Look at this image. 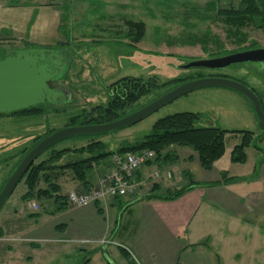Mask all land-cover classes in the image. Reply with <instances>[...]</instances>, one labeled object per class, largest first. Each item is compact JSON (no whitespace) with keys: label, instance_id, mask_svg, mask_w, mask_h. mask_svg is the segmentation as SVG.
<instances>
[{"label":"rangeland","instance_id":"rangeland-1","mask_svg":"<svg viewBox=\"0 0 264 264\" xmlns=\"http://www.w3.org/2000/svg\"><path fill=\"white\" fill-rule=\"evenodd\" d=\"M240 1L39 0L37 4L40 6L54 4L61 8L58 37L49 49L63 50L71 59L67 77L64 76L58 86L68 91L72 100L67 105L46 107L43 109L44 114L38 117H0V188L21 159L22 152L31 148L36 138L65 128L68 120L83 110L89 112L94 107L106 106L110 99L109 86L123 78H140L143 81L154 78L158 85L173 80H178L181 84L202 78H224L253 89L264 107V70L250 65H233L216 71L184 69L191 62L264 49V25L261 28L249 26L235 35V31L232 30L233 34L228 32L217 17L219 10L237 9ZM129 21L145 25L144 37L137 45L127 35L125 23ZM21 41L16 37L0 41V58L5 57L8 49L18 47L16 44ZM166 91L167 89L154 91L141 98L125 113L139 110ZM179 113L200 114L204 124L224 131L251 132L254 135L251 148H264L259 142L260 136H264L248 101L231 90L207 88L188 93L138 124L116 133L59 143L54 150L69 149L71 156L65 157L58 164L63 166L79 160L80 156L74 151L91 142H101L109 151H114L123 144L142 140L150 133L157 120ZM239 141L240 136L227 134L226 155L215 163V170L210 175L202 173V177L210 179L229 168L230 152ZM252 150L254 149H250L248 154L250 165L235 167L237 175H242L254 166L255 152ZM171 151L178 156L176 164H188L192 158H196L188 149L172 148ZM49 157L50 152L44 153L34 165ZM187 161L189 162L186 163ZM156 171L161 174L160 170ZM38 188H44L43 183ZM63 188L65 191V187ZM146 193V188L143 187L142 194ZM25 194L26 188L22 182L0 210V230L3 232V240H0V264H82L85 259L90 258V264H128L120 255L119 249L124 248L114 246L107 239L106 244L97 245L99 248H110L107 256L101 249L87 251L97 247L95 244L80 245L66 241L61 235H48L49 238L41 243L30 239L29 232L35 224H58L65 215H48L53 211L52 201L34 198L24 201L22 197ZM32 204L38 207L37 211L32 209ZM34 215L37 216L32 218ZM122 215L123 212L119 209L115 229L111 224V238L115 241L124 240L125 233L131 232V227L126 226L125 233L122 234L120 227L128 220L124 218L122 221ZM104 216L107 217V225L110 224L112 215L105 213ZM257 221H260L264 230V216L257 218ZM209 229L208 227L203 231ZM260 241L263 242V239ZM258 242H254L255 247ZM34 246L39 248L34 249ZM81 248H85L86 252ZM127 253L131 255L129 250ZM130 257L132 264H140L132 255ZM262 262L264 254L260 260H256L258 264Z\"/></svg>","mask_w":264,"mask_h":264},{"label":"crops","instance_id":"crops-1","mask_svg":"<svg viewBox=\"0 0 264 264\" xmlns=\"http://www.w3.org/2000/svg\"><path fill=\"white\" fill-rule=\"evenodd\" d=\"M38 1L0 0V41L14 37L22 40L16 44L18 47L8 49L6 53L23 49H49L56 43L61 8L54 4L40 6ZM259 142L264 146V137L260 136ZM254 147L246 149L245 164L230 161L229 168L210 179L202 177V173L210 175L215 170V164L211 171L206 172L200 168L196 158L187 161L188 164L145 167L138 174L140 189L136 195L106 200L84 208H68L54 215H65L62 222H46L41 226L35 224L29 238L41 243L49 238L48 235H61L66 241L96 246L107 239L114 246H122L126 252L129 250L140 264H258L256 260H260L264 254V230L257 221V218L264 216V148ZM250 149H254L255 164L249 171L237 175L235 167L250 165ZM110 168V161L95 166L88 175L87 187L73 180L69 171H63L57 184L64 195L74 190L87 191ZM156 170L161 171L158 178L153 177ZM224 173L227 181L221 178ZM185 174L189 175L190 183L185 180ZM153 185L159 187L157 193L160 194L187 186L190 188L177 199L162 201L151 198L154 196L150 195ZM143 187L146 194H142ZM119 209L123 212L122 221L128 219L119 226L122 234L126 226L131 227V232H124V240L115 241L111 238L110 228L111 224L114 229L116 227ZM105 213L112 215L109 226ZM208 227L210 229L204 232ZM1 233L0 240H3ZM262 239L263 242L260 241ZM256 240L259 242L255 247ZM99 249L106 256L110 250L109 247L97 246L87 251ZM81 250L86 252L85 248ZM89 260L90 264L91 258Z\"/></svg>","mask_w":264,"mask_h":264},{"label":"trees","instance_id":"trees-1","mask_svg":"<svg viewBox=\"0 0 264 264\" xmlns=\"http://www.w3.org/2000/svg\"><path fill=\"white\" fill-rule=\"evenodd\" d=\"M217 17L220 18L221 22L227 27L228 32L231 34H233L232 30L235 31L234 34L236 35L241 29L249 26L261 28L264 25V0H241L237 9L228 8L219 10L217 12ZM125 26L127 28L129 39H131V42L134 45H137L144 37L145 25L143 23L129 21L125 23ZM67 74L65 75L66 77ZM179 85L180 82L178 80L158 85L157 80L154 78L146 81H143L140 78L120 79L109 86L110 99L106 106L94 107L89 112L83 110L79 115L70 118L66 127L101 125L114 122L131 114L132 112L129 114H126L125 112L128 109H131L141 98L149 96L158 89H167L166 92H168ZM251 90L254 92L253 89ZM261 106L264 112L262 103ZM46 107L55 108V106L44 104L9 115H0V117H38L44 114L43 109ZM53 132L55 131L46 133L44 137L36 138L31 148L22 152L21 159L16 163L11 173L34 146ZM227 134L240 136V143L235 146L231 152V163L240 165L245 164V151L252 146V143L254 142L253 133L224 131L213 125L204 124L202 116L193 113H179L159 119L153 124L150 133L143 137L142 140L123 144L114 151H109L105 144L101 142H91L88 146L74 151L80 156L79 160H74L63 166L58 163L65 157L71 156V151L69 149L55 151L54 147H56V145L47 151L50 152V157L47 160L37 165L33 164L29 168L21 181L8 195L4 204L12 195L16 187L23 182V185L26 188V194L22 197V200L26 201L34 198L52 201L53 211L48 214L51 216L66 211L68 209L66 197L62 193L60 186L57 184V180L63 174V171H69L72 174L73 180L81 184L83 187H87V178L91 170L103 162L110 161L111 156L114 154H135L142 151H152L156 155L155 160L152 164H148V166L155 165L157 167H164L172 166L179 160L178 156L171 151L172 148L188 149L196 155L200 168L203 171L208 172L211 171L214 164L224 156L225 136ZM184 178L187 182H191L188 174H185ZM221 178L227 181L225 173L221 174ZM6 181L1 186L0 191ZM40 183H43L44 188H38ZM158 188H155V185L152 186L150 195L153 194L154 196L151 198L162 201H172L182 196L190 187L187 186L175 191L168 190L161 194L157 193ZM35 216L37 215L32 216V218ZM1 236L2 233L0 230V237ZM119 251L126 263H133L130 255L124 249L120 248ZM89 262V259H85L82 264H89Z\"/></svg>","mask_w":264,"mask_h":264},{"label":"water","instance_id":"water-1","mask_svg":"<svg viewBox=\"0 0 264 264\" xmlns=\"http://www.w3.org/2000/svg\"><path fill=\"white\" fill-rule=\"evenodd\" d=\"M71 59L63 50H13L0 60V115H9L41 105L63 106L72 100L59 81L67 74ZM233 65H264V49L245 51L219 59L191 62L184 69L223 70ZM231 90L250 104L264 134V112L256 94L245 85L224 78H202L180 84L139 110L114 122L101 125L66 127L41 140L20 161L0 191V210L14 187L34 162L61 142L100 137L134 126L176 99L200 89Z\"/></svg>","mask_w":264,"mask_h":264},{"label":"built area","instance_id":"built-area-1","mask_svg":"<svg viewBox=\"0 0 264 264\" xmlns=\"http://www.w3.org/2000/svg\"><path fill=\"white\" fill-rule=\"evenodd\" d=\"M155 156L152 151L112 155L111 168L99 178L95 186L87 191L74 190L65 195L68 208H84L106 200L136 195L140 189L137 175L143 168L148 167V164L154 162ZM153 177L158 178L159 173L154 171ZM31 207L34 211L38 209L35 204ZM106 243L105 240L99 242Z\"/></svg>","mask_w":264,"mask_h":264},{"label":"flooded vegetation","instance_id":"flooded-vegetation-1","mask_svg":"<svg viewBox=\"0 0 264 264\" xmlns=\"http://www.w3.org/2000/svg\"><path fill=\"white\" fill-rule=\"evenodd\" d=\"M3 58H0V60ZM250 66H253V68L257 67L259 70H264V65L263 66H261V65H250Z\"/></svg>","mask_w":264,"mask_h":264}]
</instances>
